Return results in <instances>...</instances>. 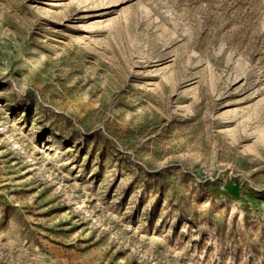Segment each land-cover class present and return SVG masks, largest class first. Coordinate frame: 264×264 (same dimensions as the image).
<instances>
[{"label": "rangeland", "instance_id": "rangeland-1", "mask_svg": "<svg viewBox=\"0 0 264 264\" xmlns=\"http://www.w3.org/2000/svg\"><path fill=\"white\" fill-rule=\"evenodd\" d=\"M0 264H264V0H0Z\"/></svg>", "mask_w": 264, "mask_h": 264}]
</instances>
